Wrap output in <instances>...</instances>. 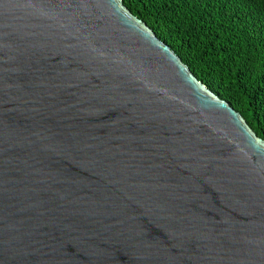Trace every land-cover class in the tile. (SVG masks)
<instances>
[{"label":"water","instance_id":"water-1","mask_svg":"<svg viewBox=\"0 0 264 264\" xmlns=\"http://www.w3.org/2000/svg\"><path fill=\"white\" fill-rule=\"evenodd\" d=\"M0 264H264V140L122 0H0Z\"/></svg>","mask_w":264,"mask_h":264},{"label":"trees","instance_id":"trees-1","mask_svg":"<svg viewBox=\"0 0 264 264\" xmlns=\"http://www.w3.org/2000/svg\"><path fill=\"white\" fill-rule=\"evenodd\" d=\"M264 140V0H122Z\"/></svg>","mask_w":264,"mask_h":264}]
</instances>
